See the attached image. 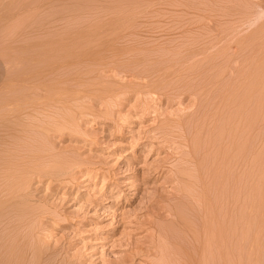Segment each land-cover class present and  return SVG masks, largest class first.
<instances>
[{
    "label": "rangeland",
    "instance_id": "374dc122",
    "mask_svg": "<svg viewBox=\"0 0 264 264\" xmlns=\"http://www.w3.org/2000/svg\"><path fill=\"white\" fill-rule=\"evenodd\" d=\"M0 264H264V0H0Z\"/></svg>",
    "mask_w": 264,
    "mask_h": 264
}]
</instances>
